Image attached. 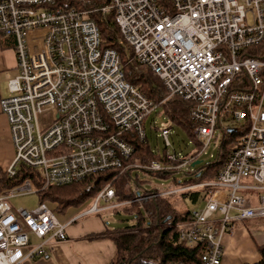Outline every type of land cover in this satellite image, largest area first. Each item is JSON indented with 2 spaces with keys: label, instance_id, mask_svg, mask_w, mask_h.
Here are the masks:
<instances>
[{
  "label": "built area",
  "instance_id": "built-area-1",
  "mask_svg": "<svg viewBox=\"0 0 264 264\" xmlns=\"http://www.w3.org/2000/svg\"><path fill=\"white\" fill-rule=\"evenodd\" d=\"M159 1L109 0L93 10L113 12L132 59L159 77L167 97L193 103L194 139L202 145L198 157L217 127L221 135L230 132L222 119L242 123L214 180L151 193L167 198L210 187L204 206L177 224L178 240L204 246L201 264H221L223 237L233 234L236 222L264 220V47L248 49L264 40V0ZM90 11L57 7L54 0H0V33L14 37L17 62L9 94L0 99L15 152L8 176L23 164L39 171L44 188L107 169L123 171V160L134 151L123 136L147 137L143 121L156 107L125 80L117 51L101 47ZM160 136L171 163L152 161L144 169L172 171L198 160L174 149L170 128ZM32 192L26 180L0 193V264L48 259L45 245L65 240L75 220L59 221L45 201L30 209H13L8 202ZM115 198L106 185L84 214L128 203L98 206ZM30 235L39 242L31 243Z\"/></svg>",
  "mask_w": 264,
  "mask_h": 264
},
{
  "label": "trees",
  "instance_id": "trees-1",
  "mask_svg": "<svg viewBox=\"0 0 264 264\" xmlns=\"http://www.w3.org/2000/svg\"><path fill=\"white\" fill-rule=\"evenodd\" d=\"M57 7H74L91 11L87 17L98 26L101 36V47L112 48L120 56L125 80L138 88L158 108L157 114L185 132L188 143L183 148H174L182 153V158L189 155L196 157L201 150V143L194 139L193 129L195 121L190 117V109L193 103L178 96L167 97L164 84L146 65L132 59L130 46L124 41L117 26L113 12L102 13L93 10L99 5L109 3V0H54ZM160 0L159 2H161ZM264 47V40L256 47L248 48L255 53L257 49ZM144 125V121H143ZM154 128H156L154 126ZM170 128V127H168ZM241 133L237 130L223 133L217 143V152L212 160L199 163L195 170L188 172L190 177L185 180L191 185L200 182L212 181L223 167L226 159L235 146ZM123 138L130 142L134 148L132 156L123 160L127 168L107 169L87 176L77 182L61 186H47L42 188L43 181L38 170L19 164L14 176H8L0 168V191H4L21 185L29 180L31 185L37 188L38 201L55 205L57 212L65 211L70 207H78L88 200L94 199L97 194L109 185L114 189L116 198L112 203L128 202L122 205L123 211L132 216V222L124 226L108 227L101 232L89 233L88 239H110L115 247V257L109 264H201L200 255L204 251L203 245L188 246L178 240L177 224L192 218V212L200 210L206 201L210 187H202V192L188 190L177 196L190 197L193 201L198 198L201 204L198 208L189 210L181 209L172 202L171 197H152L153 189H141L139 195L135 190L142 187L141 181L131 175L132 168H139L146 172H153L143 168L152 161L169 164L165 158L166 148L155 150L147 138L142 139L133 135H124ZM138 164L140 166H133ZM161 177H167L171 171H155ZM132 178L134 186L129 185ZM175 183L176 180H174ZM138 198V199H137ZM259 259L252 263L264 264V244L257 245Z\"/></svg>",
  "mask_w": 264,
  "mask_h": 264
},
{
  "label": "crops",
  "instance_id": "crops-1",
  "mask_svg": "<svg viewBox=\"0 0 264 264\" xmlns=\"http://www.w3.org/2000/svg\"><path fill=\"white\" fill-rule=\"evenodd\" d=\"M14 45L13 36L0 33V99L9 94L8 80L17 74ZM14 155L8 122L0 109V168L3 171L12 163ZM86 210L77 213L70 209L63 215L64 222L75 220L68 224L65 240H54L45 245L50 254L48 259L37 256L26 259L22 264H109L116 253L114 243L107 238H87L89 233L103 231L107 224L91 216L95 213L84 214ZM223 241L221 264L256 262L259 259L257 245L264 244V220L236 222L233 234L224 237ZM37 242L39 239L36 238L33 243Z\"/></svg>",
  "mask_w": 264,
  "mask_h": 264
},
{
  "label": "rangeland",
  "instance_id": "rangeland-1",
  "mask_svg": "<svg viewBox=\"0 0 264 264\" xmlns=\"http://www.w3.org/2000/svg\"><path fill=\"white\" fill-rule=\"evenodd\" d=\"M158 108H155L150 114H148L144 120V128L147 135V140L150 143V145L157 151H161L165 146L162 137L160 136V131L164 127H170V140L173 144L174 148H178L179 146L181 148L184 147L186 142L188 143V139L185 135V132L181 130L178 125H175L171 123L169 120L164 119L162 116H159L157 114ZM49 117V116H48ZM44 117L41 118L42 125L45 124ZM46 120H48L46 118ZM242 123L236 122L232 120L231 118H225L220 121V125L222 127H229V128H238L239 131L241 129ZM154 126L156 128H154ZM221 137V127H217L215 129V136L214 140L209 144V146L206 148L204 153H201L199 156V160L202 163H206L209 160H212L213 157L216 155L217 152V140ZM198 165H188L184 166L178 170H172L169 172L167 177H161L156 174L155 171L153 172H146L145 170L139 169V168H132L130 170L131 175L135 176L141 181L142 187L135 190V193L139 195L141 189H153V188H167L169 186H179L187 184L185 180H187L190 175H188V172L195 170V168ZM178 183H175V181ZM129 185L134 186L133 179H129ZM33 187V186H32ZM34 192L30 194H24L20 196H16L13 198H10L8 202L12 206V208L16 209L18 207L22 208H33L38 204V194H37V188L33 187ZM192 191H198V189L192 190ZM198 192H202L199 190ZM172 202L176 203V206L181 209H189L193 210L200 206L201 200L198 198L197 200L193 201L190 197L184 198L180 196H174L171 197ZM92 204L91 200H88L86 203L82 204L78 207H70L66 209L65 211H55L56 217L59 219V221L64 222L62 220L63 215L69 212L70 209L75 210L77 213L87 209ZM112 201H104L100 200L98 202V206L100 208L106 207L108 205H111ZM125 205V204H122ZM122 205H118L111 208H104L101 211L95 213L94 217H97L98 219L102 220L107 224L108 227H115V226H124L126 224H130L132 222V216L126 214L123 211ZM53 209H55V205L51 204ZM81 220H79L80 222ZM225 235L224 237H226ZM223 237V240H224ZM30 241L33 243L36 241V238L32 235H30ZM222 244L224 245V241H222Z\"/></svg>",
  "mask_w": 264,
  "mask_h": 264
},
{
  "label": "water",
  "instance_id": "water-1",
  "mask_svg": "<svg viewBox=\"0 0 264 264\" xmlns=\"http://www.w3.org/2000/svg\"><path fill=\"white\" fill-rule=\"evenodd\" d=\"M232 130H234V128L229 129V131H232ZM199 163H201V161H200V160H196V161H194V162L191 164V166L198 165Z\"/></svg>",
  "mask_w": 264,
  "mask_h": 264
}]
</instances>
